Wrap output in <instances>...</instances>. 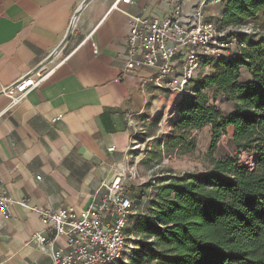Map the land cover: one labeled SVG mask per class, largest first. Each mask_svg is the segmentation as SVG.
<instances>
[{
	"label": "crops",
	"instance_id": "1",
	"mask_svg": "<svg viewBox=\"0 0 264 264\" xmlns=\"http://www.w3.org/2000/svg\"><path fill=\"white\" fill-rule=\"evenodd\" d=\"M178 1L185 24L221 26L229 0H0V195L13 200L8 217L0 211V264H51L50 247L33 239L54 237L37 210L87 209L126 171L138 134L173 128L181 96L153 84L157 70L121 74L132 18H163ZM48 57L64 61L26 99L1 93Z\"/></svg>",
	"mask_w": 264,
	"mask_h": 264
},
{
	"label": "trees",
	"instance_id": "2",
	"mask_svg": "<svg viewBox=\"0 0 264 264\" xmlns=\"http://www.w3.org/2000/svg\"><path fill=\"white\" fill-rule=\"evenodd\" d=\"M245 26L253 31H240ZM220 27L233 29L245 46L202 60L201 68L213 65V71L193 77L180 95L175 131L164 138V149L168 155L194 150L193 132L210 126L213 152L232 127L237 150L257 152L255 166L225 156L212 158L205 172L154 178L149 206L131 214L126 227L128 246L139 249L118 263L264 264V0H229ZM209 92L232 102L233 111L225 113ZM129 223L138 236L133 241Z\"/></svg>",
	"mask_w": 264,
	"mask_h": 264
},
{
	"label": "built area",
	"instance_id": "3",
	"mask_svg": "<svg viewBox=\"0 0 264 264\" xmlns=\"http://www.w3.org/2000/svg\"><path fill=\"white\" fill-rule=\"evenodd\" d=\"M130 1L116 0L114 7L119 2ZM209 2L220 3L221 0H202L201 6ZM184 20L183 3L179 1L163 18L133 17L127 61L121 77L143 68L156 69L153 84L182 95L200 70L204 58L228 56L245 46L232 35L233 29L221 28L213 21L185 24ZM240 31L250 33L253 28L245 26ZM50 60L48 57L39 67L2 87L1 93L14 104L26 99L64 61L49 65ZM59 118L60 115L54 121ZM127 173L138 176L137 169H126L105 185L106 193L87 209L69 206L58 210H37L42 223L54 237L49 240L44 233H36L33 239L44 251L50 247L51 264H117L129 253L126 227L133 214V201L123 185ZM12 202L11 197L0 195V211L4 217L9 216ZM58 239H62L61 245L57 244Z\"/></svg>",
	"mask_w": 264,
	"mask_h": 264
},
{
	"label": "rangeland",
	"instance_id": "4",
	"mask_svg": "<svg viewBox=\"0 0 264 264\" xmlns=\"http://www.w3.org/2000/svg\"><path fill=\"white\" fill-rule=\"evenodd\" d=\"M212 71L213 65H209L198 70L196 76L210 74ZM209 93L212 96V100H216L218 105L222 104V108L226 113L229 108L228 103L222 102L221 96L214 99L212 92ZM159 128H162L159 132L157 129H145L144 132L138 134L140 136H137L136 141L131 144L128 157L125 161L127 171L133 167L137 169L138 174L137 177H134L132 174L127 173L123 180L125 191L133 201V214L146 211L150 204V199L155 193V189L148 185L151 181L154 182L153 179L158 176H168L172 173L205 172L211 168L212 158L225 156L235 157L245 166H255L257 152L255 150H237L232 137L228 134L223 135L217 148L213 152H210L212 132L209 128L193 132V135L196 137V148L194 150H175L171 155H168L164 149V138L171 135L175 131V127L170 128V124L167 121L166 125ZM170 169L171 171H169ZM129 233V238L132 241L138 238L137 234L133 233V225L131 223H129ZM137 249L139 247H136L135 243L131 242L129 253L131 251L133 253ZM136 259L140 260L141 255L138 254ZM127 261L125 264H133L132 261ZM117 264H121V262ZM142 264H146L145 261H142Z\"/></svg>",
	"mask_w": 264,
	"mask_h": 264
}]
</instances>
